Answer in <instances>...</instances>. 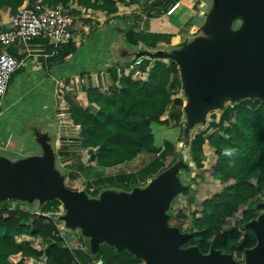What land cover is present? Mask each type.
<instances>
[{"label":"trees","instance_id":"obj_1","mask_svg":"<svg viewBox=\"0 0 264 264\" xmlns=\"http://www.w3.org/2000/svg\"><path fill=\"white\" fill-rule=\"evenodd\" d=\"M22 1L0 0V7H7L14 13ZM68 1L41 0L50 6H65ZM71 1L85 9L106 13L116 10V0ZM163 1L170 5L174 0ZM147 34L152 37L150 41L145 38ZM125 37L132 43L145 40L153 45L159 34L127 29ZM65 52L63 49L61 54ZM116 80V84L104 88L81 86L84 105L74 91L65 90L64 109L71 121L79 125V144L86 148L91 164L110 166L130 160L140 151L157 154L136 173L122 172L93 179L97 189L113 186L130 190L133 184L151 176L161 166V159L171 148V143L167 142L166 147L159 150L150 123L167 122L161 119L166 107L182 105V98L170 97L179 89L180 79L176 63L168 58L167 61L154 59L145 78L120 72ZM207 128L213 129L207 131ZM204 140L215 154L210 175L219 181L231 179V182L200 201L199 214L192 215L187 239L180 246L194 247L199 253H207L210 249L225 254L244 252L256 240L249 223L258 217L264 206V99L242 98L226 105L216 120L192 134L190 156L198 166ZM3 202L0 200V264H27V261L40 258L45 264H79L73 249L64 244L58 234L54 215L43 214L49 205L56 210V198L43 202L38 209L9 206ZM238 210L240 214L232 226L223 228ZM180 216L184 217L182 213ZM21 234L37 237L45 246L37 248L27 239H16ZM92 259H100L102 264L141 263L140 257L105 242L98 245Z\"/></svg>","mask_w":264,"mask_h":264},{"label":"crops","instance_id":"obj_2","mask_svg":"<svg viewBox=\"0 0 264 264\" xmlns=\"http://www.w3.org/2000/svg\"><path fill=\"white\" fill-rule=\"evenodd\" d=\"M178 1V6L171 13H163V8L168 5L163 0H116V10L106 13L98 9H85L70 0L66 6H70L74 15V29L72 38L67 43L54 47L45 38H33L25 41L15 39L6 46L0 44V50L4 49L21 60L20 65L10 75L7 91L3 98V101L6 100V102L0 106V170L4 171V166L22 160L41 159L43 149H46L48 174L59 177L62 184L70 189L80 191V187L75 188L73 183L68 184L70 172L76 171L82 165L79 161L75 164L76 159L73 157L72 150L75 147L81 153H85L87 150L79 144V125L74 124L65 112L63 92L65 90L74 91L76 97L84 105L85 96L81 86L104 88L116 84V76L135 56L144 53L145 50L181 55L180 53L185 49L188 41L195 38L197 34H202L200 30H202L203 24L198 22V19L207 20L208 13L202 12L203 0ZM9 15L7 7H0V32L9 26ZM127 29L142 33H146V31L157 33L159 37L156 38L153 45L147 43L152 38L149 34L145 35L147 41L136 40L135 43H132L125 37ZM131 37L134 38V36ZM63 49L66 52L61 54ZM161 59L167 61L168 58L161 57ZM153 60V58L143 55L141 61L130 69V73L137 69L142 73V78H145ZM178 90L170 97H180ZM180 107L168 105L161 116V119H165L167 122L150 123L154 143L160 147L159 150L166 147V143L171 140L167 138L169 134L166 129L172 125H177L180 128L182 117V108ZM207 124L201 125L199 130L204 129ZM212 129L207 128V131ZM155 132L158 133L159 143L155 141ZM173 136L174 134H172ZM187 145L188 156L191 159L189 143ZM170 151H172L171 148L161 159V166L151 175H159L165 167L167 168L170 162L166 160ZM142 152L144 151H140L130 160L110 166L93 164L98 169L99 167L109 168V172L99 174L93 179L122 172L136 173L139 168L148 164L157 155L155 153L147 157L150 153ZM201 152L206 155V160L210 159L213 163L215 154L206 140L201 144ZM143 156L147 157L144 161L142 160ZM136 158H139L137 160L141 162L131 168L135 164L133 162ZM199 160L201 163L206 161ZM191 161L193 160L191 159ZM127 162H131L130 165H127ZM122 166L130 168L121 170ZM2 178L0 177V181ZM175 178L178 177L175 175ZM6 185L8 186V184ZM179 186L182 187V185ZM112 188L121 191L120 193L129 191L113 186ZM209 195L201 198L198 203ZM189 198H191L190 202H188ZM194 198L192 195H187L185 200L192 204ZM28 200L35 201L34 209H38L43 202L49 201L40 202L35 198H28ZM57 200L59 204V199ZM58 204L56 210H52V206L49 205L48 210L43 211V214L56 213L60 208ZM198 214L196 212L195 215ZM77 227H79L78 230H81L80 232H83V236H89L82 226L73 228L68 226L65 229L76 231ZM62 236L65 238L63 233ZM101 242L96 247L91 245L93 253ZM70 248L77 251L79 264H102L100 259H92V251L86 252L82 246ZM29 262L35 264L33 261Z\"/></svg>","mask_w":264,"mask_h":264},{"label":"water","instance_id":"obj_3","mask_svg":"<svg viewBox=\"0 0 264 264\" xmlns=\"http://www.w3.org/2000/svg\"><path fill=\"white\" fill-rule=\"evenodd\" d=\"M239 13L243 23L230 37L205 40L185 58L162 51L142 53L149 58H170L181 69L184 81L180 83L188 94L182 111L189 114V124L199 118L204 106L218 103L221 94L239 100L255 91L264 99V0H231L216 22L223 24ZM182 157L175 165H185ZM48 166L46 149L41 159L4 166L11 184L0 192V199L43 202L57 198L66 209L59 218L71 228L84 227L92 247L102 241L117 250L125 249L142 258L140 264H236L230 255L216 249L199 253L194 247L179 245L187 234L168 226L165 213L159 211L173 190L183 189L174 184L170 170L159 174L148 188L133 187L122 198L107 194L99 202L63 185L59 177L48 174ZM249 226L256 240L244 251L245 264H264V206Z\"/></svg>","mask_w":264,"mask_h":264},{"label":"rangeland","instance_id":"obj_4","mask_svg":"<svg viewBox=\"0 0 264 264\" xmlns=\"http://www.w3.org/2000/svg\"><path fill=\"white\" fill-rule=\"evenodd\" d=\"M230 1L231 0H203L201 9L203 13H208V15L206 16L208 18H206L207 20L205 21L203 18L198 19V22H201L203 24L202 30H200L202 34L201 35L197 34L195 38H191L188 41V43L185 46V49H183L180 53L181 57L185 58L187 54H191L198 47V45L205 40L210 41L214 39H222V38L230 37V35L242 25L244 20V16L242 13L227 18L223 24L220 25L217 24L216 22L217 15L221 13L223 9H225V7ZM177 68H178V75H180L179 79L182 80L183 82L184 78L182 75V71L179 67ZM178 93L179 96L182 98V105L180 108L184 110L185 108L184 105L188 102V98H187L188 94L181 85H180V89L178 90ZM244 97L248 99L258 98V92L255 91L251 92L245 95ZM3 98L0 100V106H2L6 102V100L3 101ZM218 99H219L218 103H210L204 106L201 115L192 124H189V114L183 112L181 109L182 117L180 119L181 122V124L179 125L180 128H178L177 125H172L170 128L166 129L169 134L167 138L171 139L169 142L171 143L172 151H170V154H168V158L166 160L170 162V164L167 165V168L165 167V169H163V171H161L160 173H164L165 171L170 170V176L174 177L173 178L174 184L182 185L183 189L179 188L177 190H173L167 196L163 207L160 208L159 211L165 213L166 222L168 226L175 228L179 233L187 234V229L191 221L192 215L194 213L196 214V212L199 210L200 204L198 202L201 198L211 194L214 191H217L224 184L231 182V179L222 182V181H218L217 179H213L211 177L210 166L212 164V161L210 159L206 160V155H204L202 152L198 154L199 159H203L206 161L202 163L200 162L201 165L199 166L193 163V161H191V159L188 156L189 151L187 144L189 143L192 134L195 133L197 130H199L201 125H205L209 121L216 120L218 115L221 113V111L226 105H231L238 101L236 99H233L231 96H229V94H221ZM225 122L226 120L223 121V123ZM187 124H189V127H187ZM155 133H156L155 141L156 143H159L158 133L157 132ZM172 134H174L173 137ZM183 136H185V140H183ZM159 139L161 141L162 139L161 136ZM27 141L29 142V140ZM72 145L76 146L75 144ZM204 147L206 148V146ZM72 152L74 155L73 157H75L76 159L75 164L77 163V161H79L82 165L81 168L76 169V171L70 172L71 178L69 177V181H68L69 185L73 183L75 188L80 187L81 189L80 192L84 194L87 200H95L100 202L103 200L104 195L107 194H114L119 198H122V196L125 193H120L121 191L117 189H113L112 186L101 187L97 189L95 183L93 182V177L102 173L109 172V168L107 167H99V169L95 168V166H93V164L89 163V161L87 160V152L81 153L79 152V150H77V147H75L72 150ZM151 155L152 154H148L147 157ZM182 155L185 156L182 157ZM179 156L183 158L182 161L185 163V165L183 166H181L180 164L175 165V163L179 159ZM147 157L143 156L142 160L143 161L146 160ZM139 158H136V160H134L135 162L133 163L135 164L131 166V168L140 164L141 161L137 160ZM130 163L131 162H127V165H130ZM125 168H130V167L122 166L120 169L123 170ZM175 175L178 177L177 179L175 178ZM0 177H3L0 181V192L3 193L4 191H6V188L9 186V180L11 179L9 178L8 173L2 170H0ZM157 177L158 174L151 175L145 178L144 180L140 181L138 184L133 185V187H139L141 189L148 188L149 186L155 183ZM188 182L190 183L188 184V186H186ZM6 184H8V186ZM89 186L92 187L91 190L88 189ZM133 187H131V189H133ZM110 189L112 191H109ZM130 190L128 192H130ZM187 195H192V197H195L194 201H192L193 202L192 204H189L185 200ZM0 200L4 201L3 203L9 206H19L22 208H31V209L35 208V201L32 202V200H28V198L18 199V198L8 197ZM58 206H60L59 210H57L56 213H53V215L56 217L57 223L63 226V228H61V231L65 237L62 238L64 244L70 247H74V246L77 247L80 245L82 246V248L86 249L85 250L86 252L92 251L91 253H93L89 236L87 235L83 236V232H80L81 230H78L79 227H77L76 231H70L65 229V227L68 226L64 223L62 219L59 218V216L64 214L66 209L62 205L60 200ZM181 213L182 215H184V217L180 216ZM239 214H240V210L234 212L228 218L227 223L224 224L223 228H228L232 226L233 220L237 218ZM20 238L27 239L32 246L37 248H42L45 246V242L37 237H32V236L28 237L25 234H21L16 239H20ZM74 253L77 256V251H74ZM227 254L230 255V257L233 259V261L236 264H245L244 252L232 251L231 253H227ZM142 260L143 259L141 258V262ZM33 262L35 264H45L41 258L37 261L33 260ZM27 264H33V263L27 261Z\"/></svg>","mask_w":264,"mask_h":264},{"label":"built area","instance_id":"obj_5","mask_svg":"<svg viewBox=\"0 0 264 264\" xmlns=\"http://www.w3.org/2000/svg\"><path fill=\"white\" fill-rule=\"evenodd\" d=\"M178 3V0H174L162 12L171 13L178 6ZM73 18L74 15L70 10V6L60 4L50 6L41 2V0H23L17 6L16 11L10 13V24L7 29L0 32V44L6 46L15 39L25 41L36 37L45 38L56 47L67 43L72 38L74 29ZM142 56V54L135 56L123 68L122 73H130V69L141 61ZM157 59L163 60L161 58ZM20 63L21 60L13 54L4 49L0 50V100L6 94L11 73L16 70ZM130 74L142 78V73L137 69L132 70ZM88 189L91 190L92 187L89 186ZM56 226L58 234L63 238L61 231L63 226L58 223H56Z\"/></svg>","mask_w":264,"mask_h":264}]
</instances>
